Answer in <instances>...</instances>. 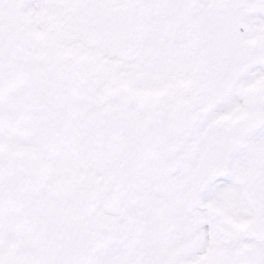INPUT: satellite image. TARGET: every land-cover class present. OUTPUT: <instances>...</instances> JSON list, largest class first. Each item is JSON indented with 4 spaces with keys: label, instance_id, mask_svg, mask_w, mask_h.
Listing matches in <instances>:
<instances>
[{
    "label": "snow or ice",
    "instance_id": "obj_1",
    "mask_svg": "<svg viewBox=\"0 0 264 264\" xmlns=\"http://www.w3.org/2000/svg\"><path fill=\"white\" fill-rule=\"evenodd\" d=\"M0 264H264V0H0Z\"/></svg>",
    "mask_w": 264,
    "mask_h": 264
}]
</instances>
